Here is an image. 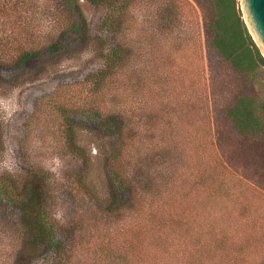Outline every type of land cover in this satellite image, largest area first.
<instances>
[{
    "label": "rangeland",
    "instance_id": "rangeland-1",
    "mask_svg": "<svg viewBox=\"0 0 264 264\" xmlns=\"http://www.w3.org/2000/svg\"><path fill=\"white\" fill-rule=\"evenodd\" d=\"M180 3L185 9L182 33L177 37H154L148 22L149 2L143 1L142 81L133 78L119 85L117 92L111 91L98 104L101 111L116 109L132 116V125L136 131H142L148 149L153 146L149 141L152 132L157 134L156 139L173 135L178 141H173L172 146L185 149L190 158L182 175L197 180L192 183L190 197L198 204L199 199L212 194L206 183H199L202 168L207 167V182L213 183L217 192L221 187L217 186L216 179L220 177L224 188L213 201L214 206L207 209L225 215V227L233 237L229 241L232 246L247 247L243 253L247 264L258 262L264 259L261 157L256 154L260 157L257 161L251 158L255 152L249 147L250 160L233 161L230 149L235 145L240 150L248 148L249 142L238 138L234 143L228 140L229 144L226 141L221 144L222 164L226 168H221L216 176L211 167L218 154L221 155L212 135L216 130L227 132L222 126H216L218 110L246 86L263 98L264 66L257 67L253 80L244 81L214 49L206 47L202 12L196 2L181 0ZM49 4L50 1L34 0L27 7L29 40L35 45L51 30L53 19ZM236 7L242 15L239 0ZM81 9L93 37L87 48L81 47L77 36L70 34L53 52L46 49L41 56L19 65L0 63V175H18L30 167L42 170L48 179L49 208L55 229L74 253L91 254L99 246V235L105 225L101 212L93 204L97 201L105 207L112 199L107 157L117 142L97 126L89 116L91 112L86 110L77 115L72 127L75 142L87 151L88 160L82 162L66 148L62 120L67 111L62 109L85 104L91 91L81 81L101 66L99 53L105 47L100 25L103 10L86 2H81ZM16 23V19L0 22V52L4 54L12 53L17 44L18 39L12 34L15 31L19 35L23 25ZM156 143L154 149L167 147L164 141ZM137 168L135 171L142 179V168L140 172ZM77 175L91 198L75 181ZM21 207L22 203L0 194V264L16 262Z\"/></svg>",
    "mask_w": 264,
    "mask_h": 264
},
{
    "label": "trees",
    "instance_id": "trees-1",
    "mask_svg": "<svg viewBox=\"0 0 264 264\" xmlns=\"http://www.w3.org/2000/svg\"><path fill=\"white\" fill-rule=\"evenodd\" d=\"M33 1L0 0V22L16 19L23 25L19 35L15 31L12 34L18 39L13 52H0V63L19 65L41 56L46 49L53 52L70 34L77 36L81 47L87 48L93 37L81 2L101 8V39L105 45L99 53L102 64L81 81L91 91L85 104L62 109L67 111L62 120L63 131L69 153L84 163L89 155L76 144L72 127L78 114L90 111L89 116L97 126L117 144L107 157L112 199L105 207L97 201L93 204L101 212L105 225L99 235V246L91 254L74 253L55 229L49 208L48 179L42 170L30 167L18 175H0V194L22 203L15 264H247L243 256L247 247L232 246L229 241L233 237L225 227V215L207 209L214 206L213 201L224 188L220 177L216 179L217 186L221 187L217 192L214 184L207 182V167L202 168L199 183H206L212 197L208 194L198 204L190 197L191 187L197 180L182 175L190 158L185 149L172 146L173 141H178L173 135L156 139L157 134L152 132L151 144L156 147V142L164 141L167 147L148 149L142 131H136L132 125V116L116 109L100 110L98 102L105 101L104 97L111 91L117 92L119 85L133 78L142 81L140 39L144 0H44L51 2L53 24L49 35L36 45L29 40L31 29L26 21L27 7ZM180 1L148 0V22L154 37H177L182 33L185 9ZM194 2L202 12L206 47L214 49L244 81L253 80L257 67L264 66V57L248 32L236 0ZM218 111L216 126H222L227 137L219 130L212 135L221 153L211 167L214 174L217 176L221 168H226L222 164L221 144L225 141L229 144L228 140L234 143L238 138L249 142L248 148L240 150L235 145L236 148L230 149L231 159L239 163L250 160L251 147L255 152L251 158L257 161L261 157L264 170V97L246 86ZM136 167L139 172L142 168V179ZM75 181L90 197L79 175ZM250 264H264V259Z\"/></svg>",
    "mask_w": 264,
    "mask_h": 264
},
{
    "label": "water",
    "instance_id": "water-1",
    "mask_svg": "<svg viewBox=\"0 0 264 264\" xmlns=\"http://www.w3.org/2000/svg\"><path fill=\"white\" fill-rule=\"evenodd\" d=\"M242 19L264 57V0H239Z\"/></svg>",
    "mask_w": 264,
    "mask_h": 264
}]
</instances>
